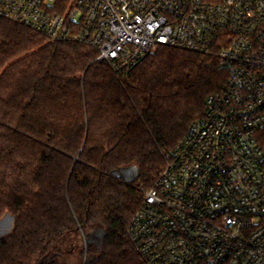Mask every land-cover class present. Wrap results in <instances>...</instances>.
I'll return each mask as SVG.
<instances>
[{"label": "trees", "instance_id": "obj_1", "mask_svg": "<svg viewBox=\"0 0 264 264\" xmlns=\"http://www.w3.org/2000/svg\"><path fill=\"white\" fill-rule=\"evenodd\" d=\"M97 51L0 24V264H144L128 225L228 71L162 47L122 71ZM136 166L131 181L114 170Z\"/></svg>", "mask_w": 264, "mask_h": 264}, {"label": "built area", "instance_id": "obj_2", "mask_svg": "<svg viewBox=\"0 0 264 264\" xmlns=\"http://www.w3.org/2000/svg\"><path fill=\"white\" fill-rule=\"evenodd\" d=\"M3 20L87 44L116 71L162 47L215 57L226 82L128 232L144 264H264V0H0Z\"/></svg>", "mask_w": 264, "mask_h": 264}, {"label": "rangeland", "instance_id": "obj_3", "mask_svg": "<svg viewBox=\"0 0 264 264\" xmlns=\"http://www.w3.org/2000/svg\"><path fill=\"white\" fill-rule=\"evenodd\" d=\"M155 54V53H154ZM135 177V172L131 167H128L122 171L121 178L127 180V179H133ZM13 222L14 219L12 215L6 214L4 217L0 220V237L8 234L12 228H13ZM69 263L71 264H84L86 261V254L81 259L78 255H69Z\"/></svg>", "mask_w": 264, "mask_h": 264}, {"label": "water", "instance_id": "obj_4", "mask_svg": "<svg viewBox=\"0 0 264 264\" xmlns=\"http://www.w3.org/2000/svg\"><path fill=\"white\" fill-rule=\"evenodd\" d=\"M133 170H134V172H135V176H136V174H137V172H138V168L136 167V166H130ZM126 168H128V167H123V168H121V169H119V170H114L113 171V175L115 176V177H118V178H121V176H122V171L124 170V169H126ZM132 179H127L126 181H131Z\"/></svg>", "mask_w": 264, "mask_h": 264}]
</instances>
